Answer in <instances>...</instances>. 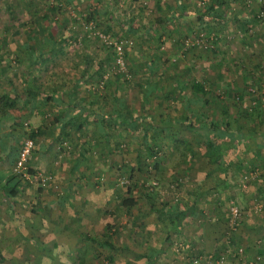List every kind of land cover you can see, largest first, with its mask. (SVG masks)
<instances>
[{
	"label": "crops",
	"instance_id": "obj_1",
	"mask_svg": "<svg viewBox=\"0 0 264 264\" xmlns=\"http://www.w3.org/2000/svg\"><path fill=\"white\" fill-rule=\"evenodd\" d=\"M68 1L83 14L94 12L107 28L124 33L138 31L143 4L148 0ZM149 1L153 4L150 11L157 13L151 23L160 27L162 38L182 34L181 24H198L214 38L226 41L230 37L238 40L239 35L244 46L238 47L241 41L233 44L232 56H239L241 62L229 61L232 69L239 67L244 80L250 78L252 68L258 75L264 74V17L259 15L264 0L255 4L251 0H211L206 3L211 7L207 12L198 0ZM33 41V35L30 40L19 33L0 34V264H59L61 258H66L65 264H78L82 259L89 264H188L222 246L231 203L239 206L242 217L230 243L232 255L224 264L255 262L257 255L264 258V83H256L260 90L253 95L260 92L261 104L252 116H242L231 106V88L245 85L235 83L236 77L228 78L231 83H208L217 87L219 98H209L207 105L204 96L194 99V116L201 111L204 117V113L218 118L225 114L241 121L242 128H213L206 134L193 130L198 136L217 133L224 137L215 140L211 159L205 145L199 144L201 136L186 154L182 144L173 140L174 129L164 130L167 118L178 116L179 97V105L170 111L168 96L150 93L146 134L153 137L149 145L158 151L151 154V160L161 159L146 162L153 176L146 183L136 179L128 190L111 171L123 162L115 155L112 136L121 138L132 127L128 130L109 123L108 117L121 119L120 109L127 101L125 89L138 86L109 83L97 92L93 83H26L25 79L11 83L7 73L11 69L25 72V56ZM223 47L228 50L229 45ZM238 48L244 51L237 52ZM222 54L229 53L223 50L218 55ZM10 57H14L12 64ZM214 62L201 71L213 72ZM248 92L243 100L251 111L253 95ZM161 98L165 99L163 105L158 103ZM127 103L130 112L139 108L133 101ZM185 133L180 131L183 137ZM141 134L140 129L132 135L143 140ZM28 135L36 141L29 158L31 170L51 174L45 186L21 180L12 171L19 146ZM237 135L242 138L236 141ZM254 170L259 172L257 178L242 179L243 172ZM126 197L133 199L131 207L123 205ZM256 204L261 207L255 209ZM106 225L110 226L113 247L103 250L99 238ZM239 246L243 254L237 253ZM7 257L10 261L4 260Z\"/></svg>",
	"mask_w": 264,
	"mask_h": 264
},
{
	"label": "rangeland",
	"instance_id": "obj_2",
	"mask_svg": "<svg viewBox=\"0 0 264 264\" xmlns=\"http://www.w3.org/2000/svg\"><path fill=\"white\" fill-rule=\"evenodd\" d=\"M208 1L211 0H198V5L203 6L208 3ZM251 1L255 4L257 2H261L262 0ZM152 5V2L149 0L143 4L144 10L141 11V14L144 15L142 17L139 16L141 20L138 22L140 25L137 24L138 27L140 26L138 31L135 30L124 33L122 31L121 33H118L115 28H107L101 21H98L97 18L92 20L98 29L109 33L114 41H122L124 59L123 66L116 63L114 50L111 46L106 45L96 35H91L87 32L82 23L85 21L86 14L81 13L80 10L74 6L72 1L0 0V34L3 32L15 34L19 33V35L22 34L31 40L33 31H35L38 27H43L45 35L50 34L60 40L57 47L63 48L65 53L60 54L57 52L55 54H51L46 63H41L43 64V67L45 66V68L36 71L37 74L41 73L39 77L40 83H93V86L95 84L97 86L93 89V91L97 92V89L103 90L105 85L109 83L126 84L127 82L125 78H127L128 83L130 84L144 83L149 75L146 61L154 56H156V58L154 59V64L150 67V70H163L164 76L167 80L166 83H178V80H181L179 82L187 81L189 83L191 80L202 78L207 81L206 83H227L228 78L230 77H236L237 82L235 81V83L245 82L254 89L257 87L256 83H264V74L258 75V70L256 68V70L252 68V75L250 78L246 77V80L241 77L244 72L239 69V67L234 68V70L232 69L230 63L231 60L234 61V59H236L241 62L239 56H232V54H235V47H233V44H237V42L241 41L239 35L238 40L233 37H230L228 41L224 39L221 42L222 46L220 51H217V46H215L216 48L212 50V46H210V44L212 43L213 45L214 42L209 41L211 33L202 27L198 28V24L187 27L181 24L180 28L184 32L186 31V35L181 30H179L180 33H183L179 35L177 30L178 34H174V37H172L173 33H171L162 38L163 34L161 35V33L163 32L158 33L160 27L157 29V27H154V25H152L153 23H151V19L157 14L150 11L153 7ZM163 28L165 30L167 27L165 26ZM187 28L188 30L189 28H192V31L187 32ZM200 31L207 35L208 41L201 42L200 44L196 42L189 44L185 41L187 38L190 40L194 39ZM63 38H67L68 43H65L62 40ZM224 44L229 45L228 50H226L227 45L225 48L223 47ZM243 46V41H241L238 47ZM221 49L224 50V53L228 51L229 54H222L219 56L218 54L223 51ZM110 50L112 51V56L108 54ZM238 51L243 52L244 48H238L237 52ZM85 52L88 53L92 61V65H88V68L86 69L87 72L82 66V54ZM208 53L211 56L207 55ZM242 56L248 59V56ZM16 57L18 58V56ZM13 58L14 57H10L11 64L13 63ZM22 59L24 60V58ZM25 59L27 64L25 72H19L11 69L10 73H7V75L11 78V83H23V80L27 79L25 78L27 73L29 71H33L29 68L30 58L28 55L25 56ZM211 60L215 61L212 70L213 72H205V68L202 72V67L209 65ZM171 62H173V64H171ZM247 67H249V65ZM220 69L223 71L221 72ZM217 70L221 78H219L218 74H216ZM225 70H227L226 73ZM249 74L250 73L247 72L246 75L249 76ZM0 75L3 74L1 73ZM213 77L216 78L213 80ZM4 83L6 82L4 81ZM137 91L139 90L125 89L124 93L127 96V100L131 102V99L137 95ZM185 92L190 93V87L186 88ZM261 93L264 94L263 92ZM163 95L165 94H162V96ZM131 96L132 98H130ZM172 96H177V94L174 93ZM172 96H168V98L171 99V102L170 100L167 102L168 105H170V111L179 105L177 100L178 97ZM144 97L142 98L143 107L147 105L146 99H149L152 96L151 94H148ZM164 102L165 99L163 98L158 100L159 104L163 105ZM192 108L193 106L191 105V109ZM194 118L198 120L197 115L194 116ZM135 136H133V138L131 137V140L129 139L130 137L127 138L125 134L119 138L118 141L120 142L122 148L121 154L115 153V155L119 157V162H121L120 158L122 159V166H117L116 168L112 167L111 169L112 173H114L116 177L120 175L126 176L129 179L128 183L131 185H133V182L136 179L146 183V181L153 176V172L151 171L152 168L147 167L146 162L148 163L153 161L154 163L161 159L153 157L154 160H151L152 157L149 153V148L156 149V147L153 146L155 143L152 144L155 148H151V146L147 147L143 140L139 139L138 135ZM159 156H161V154H159ZM140 161H145V164ZM137 164H142V168H137ZM65 259L66 258H61L59 264H65ZM4 260L10 261V258L7 257ZM20 260L24 259L21 258Z\"/></svg>",
	"mask_w": 264,
	"mask_h": 264
},
{
	"label": "trees",
	"instance_id": "obj_3",
	"mask_svg": "<svg viewBox=\"0 0 264 264\" xmlns=\"http://www.w3.org/2000/svg\"><path fill=\"white\" fill-rule=\"evenodd\" d=\"M209 2V1H208ZM210 4V3H209ZM209 4H204L202 6V10H204L203 12H207L210 11L209 9L211 8ZM96 17L94 15V12H89L87 13L85 20H95ZM40 26V25H39ZM44 29L43 27H38L36 28L35 31H33V36H34V41L30 42L28 45V57L29 59V65L30 68L33 70L32 72H28L26 75V83H40L39 82V77L41 73H38L36 71L40 70V69H44L45 66L43 67V64L41 63H46L47 60L50 58L49 56H51V54H55V53H60L63 54L65 53L63 48H58V44L60 43L59 39H56V37H53L52 39H50L49 37H51L49 34L47 37V35L44 34ZM87 33V32H86ZM186 35V33H185ZM216 38V37H215ZM213 39L212 42H214V44L212 45V50H214V48L217 47H221L222 45V41L223 39L220 38H216ZM184 39V38H183ZM65 43H68L67 38H63L62 39ZM49 52V53H47ZM110 56H112V51L110 50L108 53ZM82 66L83 69L86 70L88 68V65H92V61H91V57L88 55V53H83L82 54ZM113 58V57H112ZM156 58V56H154L153 58L149 59L148 61H146V65H147V69H148V77L146 79V81L144 83H133L130 84L128 83L127 78H125L126 80V84L123 83L126 87H130V86H138L136 87V89H138L139 91L136 92L137 95H135L131 100L133 101V104H136L139 106V108H137L136 112H133L131 109V112L128 110L129 108V104L127 103V101L125 102V104L123 106H121V119L115 120V118L113 117V115L109 118L108 117V122L109 123H115L117 125H121L122 128H128V130L132 127V131H128L125 133V136L130 137L129 139L131 140V137L133 138V135L135 131L139 132L140 129H142V139L143 142L146 144L147 147H150L149 145V138H153L152 136H149V138L147 137L148 135L147 133V126H148V110H147V105L145 107L142 106L141 103V99L144 96H147L148 94H154V95H159L161 94H165V96H172L174 93L177 94V96H172V97H179V101H181L180 106L177 109V113L178 116L173 120L172 117H168L167 118V122H165V126H164V130H173V140L176 143H181L183 146V152H185L186 154H188L189 152H191V148L196 144L198 145V137H200L201 135L198 136L194 135V129L199 130V132H205L204 134H206V132L210 131L211 129L215 128L217 129H221V128H228V127H232L233 125H235V127L237 128H242L241 125V121H238V119H229L225 117V114L221 117H214L213 115H209V114H205L204 115H200L202 114L201 111L199 114H197L198 116V120H196L193 116H194V110L190 109L189 107L194 103V99L197 98L198 96H204L205 98V102L207 105V102L209 101V98H219V94L216 93L215 89L217 88L216 86H212V84H208L206 83L207 81L205 79H194L191 80L189 83L186 82H179L181 80H178V83H166V77L164 76V71L163 70H150V67H152V65L154 64V59ZM159 58V57H158ZM171 64H173V62H171ZM145 65V66H146ZM172 66V65H171ZM87 72V70H86ZM206 75V74H205ZM50 79V77H49ZM48 80V79H47ZM52 80V79H51ZM148 83V84H147ZM227 83H231V82H227ZM243 83V82H242ZM245 83V82H244ZM209 85V86H208ZM258 86V85H257ZM190 87V93H186L185 89ZM220 88H218L217 90H219ZM104 90V89H103ZM134 90V89H133ZM252 88H250V86L248 85V83H245L244 86H240V88H237L236 90L231 88L232 93H230V97H229V101L231 102V106L232 108L235 110L236 113H242V116H252V114L257 110V106H260L258 104H261V100H259L260 95L255 94V92L258 93L259 88L256 87L253 91ZM228 91V90H227ZM250 93H249V92ZM149 92V93H148ZM249 93L253 96L250 97L251 99V108L253 110L249 111L248 108H245L246 106V102L243 100V96H245V93ZM186 96V100L181 97ZM181 98V99H180ZM216 100V99H215ZM137 106V107H138ZM170 106V105H169ZM248 106V105H247ZM206 112L208 113L207 109ZM241 116V118H242ZM181 117V118H179ZM245 118V117H244ZM185 120V122L183 123V121ZM241 120V119H239ZM183 124H186L184 128H181V126ZM185 130L186 133L183 137V135L180 134V131ZM239 134V133H238ZM113 135V134H112ZM123 136V135H122ZM213 136V137H212ZM202 135L200 138V143L199 144H204L207 151H206V155L209 159L214 158L213 154H214V144H215V140L219 139V138H224L221 137L219 134L215 133L214 135ZM237 140L241 139V135H237ZM111 137V135H110ZM113 141L115 142L116 140V153H120L121 154V145L119 140V136L115 135L112 136ZM148 138V139H147ZM152 148V147H151ZM149 153L150 154H154L157 153V150L155 149H150L149 148ZM215 155V154H214ZM218 156V155H216ZM142 165V164H140ZM140 168H142L140 166ZM244 175V172H243ZM243 179V177H242ZM118 180V177H117ZM244 180V179H243ZM249 180V179H248ZM245 180V181H248ZM126 189L130 190L131 189V184L130 183H126L123 184ZM132 204H134V201L132 198L130 197H126L123 199V205L126 207H131ZM261 207V204H260ZM229 214V213H228ZM228 214L226 217V227H225V231H223L222 234V239L220 241V245H222L219 250L213 253L214 257H218L220 255V253L225 251V245L227 243V239H229V242L231 243L232 240H235V232L232 235L229 236V238H227L228 235V230L230 228L229 224H228ZM242 217V216H241ZM241 220V218L238 220L236 227L239 224V221ZM110 226L106 225L105 231L101 234L100 236V245L101 248H104L103 250H106L108 247H113V244L109 241V237L111 236V233L109 232ZM237 237V235H236ZM102 251V250H101ZM256 262V260H255ZM262 264H264V258H261L259 261ZM78 264H89L87 263L84 259H82ZM224 264V263H223Z\"/></svg>",
	"mask_w": 264,
	"mask_h": 264
},
{
	"label": "built area",
	"instance_id": "obj_4",
	"mask_svg": "<svg viewBox=\"0 0 264 264\" xmlns=\"http://www.w3.org/2000/svg\"><path fill=\"white\" fill-rule=\"evenodd\" d=\"M260 16L264 17V10L259 12ZM84 25V28L89 32L91 35H96L103 41L106 45H109L113 48L114 50V58L117 64L123 66L124 64V59H123V43L122 41H114L111 37V35L103 30H100L96 27V24L92 20H85L82 22ZM214 39V36L211 35L209 37V41L212 42ZM185 41L189 44H193L194 42L200 44L201 42L208 41L207 35L200 31L196 35V37L192 40L189 38L185 39ZM212 46V43L210 44ZM27 124V123H26ZM32 129L28 127V131H31ZM36 148V141L32 136H25L24 139L22 140L18 153L16 156V159L13 164L12 171L13 173L19 177L21 180H30L33 182L39 183L40 186H45L48 184V182L51 180V174L50 173H45L41 172L38 170H31L30 165H29V158L31 153L34 151ZM259 175L258 170L254 171H249L247 173H244L243 179L248 180V179H255ZM129 182V179L124 176L120 175L118 176V183L123 185ZM255 209L260 208V204H256L254 206ZM242 212L239 206L235 203H231L229 206V214H228V224L230 226L228 230V235L227 238H229L230 235L234 233L236 230V224L238 220L241 218ZM227 244L225 247V251L220 253V255L216 258L213 256V254H207L205 256H197L194 257L191 263L188 264H223L227 258L232 255L231 251V244L229 242V239L226 240ZM237 253L238 254H243V249L241 246L237 247ZM229 255V256H228ZM262 258L261 255H257L255 257L256 262L248 261L247 264H262L259 261Z\"/></svg>",
	"mask_w": 264,
	"mask_h": 264
}]
</instances>
